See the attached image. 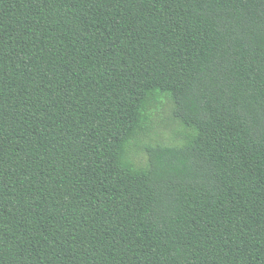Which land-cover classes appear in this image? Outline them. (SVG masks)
Returning <instances> with one entry per match:
<instances>
[{
	"label": "trees",
	"instance_id": "obj_1",
	"mask_svg": "<svg viewBox=\"0 0 264 264\" xmlns=\"http://www.w3.org/2000/svg\"><path fill=\"white\" fill-rule=\"evenodd\" d=\"M0 264H264V0H0Z\"/></svg>",
	"mask_w": 264,
	"mask_h": 264
},
{
	"label": "rangeland",
	"instance_id": "obj_2",
	"mask_svg": "<svg viewBox=\"0 0 264 264\" xmlns=\"http://www.w3.org/2000/svg\"><path fill=\"white\" fill-rule=\"evenodd\" d=\"M154 121L156 125V131L160 134V138L164 139L167 142L178 141L179 138H176L177 130H181L182 127L177 123L172 121L171 115V103L168 99L164 98L162 104L158 108L153 110ZM176 138V139H175Z\"/></svg>",
	"mask_w": 264,
	"mask_h": 264
}]
</instances>
